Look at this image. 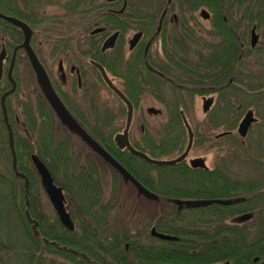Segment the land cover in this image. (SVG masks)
<instances>
[{
	"label": "flooded vegetation",
	"instance_id": "obj_1",
	"mask_svg": "<svg viewBox=\"0 0 264 264\" xmlns=\"http://www.w3.org/2000/svg\"><path fill=\"white\" fill-rule=\"evenodd\" d=\"M196 2L200 3V0ZM219 2L224 10L229 4L238 6L240 0H219ZM193 5L194 0H106L105 2L8 0L6 4L1 1V7H8L15 14V18L23 21L30 28L29 49L35 54L48 84L47 89L41 83L29 60L27 49L21 46L23 41L15 46L11 52V61L6 74L10 88L5 93L9 91L8 94L11 96V109H17L20 106L21 114L27 121H21L20 116L15 112L14 125H12L15 128L21 127L30 139L28 142L32 144L41 142L39 147H41L43 159L36 153H31L30 161L32 163L31 155L35 154L48 168L54 184L62 190L64 206L74 226L73 229H68L61 223L32 163L40 186L56 216L53 221H49L46 215H42L45 230L51 231L58 227L61 230H76V219L80 220L81 216L84 219L88 218L82 214V197L95 199L90 201V209H93L99 201L100 194L104 193L103 178L114 176L117 180L111 179L112 194L120 193L118 189L120 179L129 184L137 196L153 199L156 203L153 222H158L164 227H172L177 212H183L191 232L196 233L202 230L201 232L205 233L204 231L209 232L210 228L228 226L235 230H244L245 242L252 243L253 247H256L258 241L264 243V239H257L259 230L264 229V199H256L259 194H264L263 188L236 196L235 202H238L239 206H236V213L230 217V221L222 223L211 221L210 219L215 217H211L208 210H205L206 207H203L205 204L203 198L211 193V187L214 190L218 188L219 193L224 190L223 177L226 170L224 139L232 135V130L213 136L210 134L211 122L208 115L211 113V108L203 112L205 117L201 135L196 134L190 126L193 142L187 156L179 162L189 171L184 182L187 188L185 191L173 190L174 182L177 181L175 176L164 175L158 169H150L147 165L153 164L132 153L125 145L127 141L135 150L155 159H172L181 155L188 142L187 128L183 121V116L187 120L186 113L180 110L186 142H184L183 134L178 138L180 140L176 150L168 153L169 155L173 153L174 156L162 158L161 154L160 157H152L145 151L148 130L144 115L139 113L141 102L152 100L164 105L165 102L186 101L197 96L202 102L204 98L213 97L214 103V94L218 98L216 87L205 86L202 88L205 93L194 92L201 87L194 85L191 70L207 68L216 50L224 56L227 52L240 50L241 53V47L244 44L251 48L264 45V42L260 40V30L264 28L257 29L256 19L248 28L245 25L246 35L242 41L244 26L243 16L240 13L213 15L205 8L195 11ZM213 18H218L220 21L215 23ZM41 25L44 27L37 29ZM253 29L258 34V42L255 46L251 45ZM18 31L21 32L24 40L23 32L19 27ZM110 40L113 45L103 49L104 44L111 42ZM3 46L6 57L3 61L0 82L5 80L3 78L5 65L9 60L5 40L1 38V48ZM19 53L24 54L23 58L28 64L35 85L33 97L26 102L19 101L18 96ZM97 64L103 68L110 83L104 79ZM101 89L108 91L118 102L116 107L102 110V112L106 111L107 115L98 113L97 96ZM124 99L131 104L129 123V107ZM150 107L146 108L149 115L161 113V110L156 108L157 112L148 110ZM136 113L139 114L137 117ZM166 115L165 123L156 127L155 130V133L160 134V137L156 139L158 143L164 140L167 133L179 131V127L167 125L169 122L167 110ZM258 116L254 113L256 121L251 124L248 133L254 124L260 122ZM221 122L220 124L224 125V119ZM239 122L240 120L234 128L236 131ZM58 134H64L67 138L56 142L55 136ZM68 138L69 142L71 140L79 142L90 152L85 154L84 162L77 166L76 170L73 155L69 154L67 157L66 150L70 146ZM240 143L244 144L243 140H240ZM98 148L113 158L143 189H139L104 157ZM198 149L201 153L195 154V150ZM215 152L218 156L213 159V165L210 166V156ZM63 153L64 155L66 153L67 157V159L63 158L64 164ZM197 158L202 159L203 166L193 161ZM56 159L59 162L55 165L60 164L59 167H61V170L58 167L57 171L60 173L62 182L56 180L54 170L52 172L50 169ZM216 169L221 173L218 175V182L212 181L210 175V172ZM219 176H221L220 180ZM84 179L89 182L88 190H82L81 181ZM69 192L72 195L68 199ZM248 195H251L253 200L243 204ZM174 196L189 198L183 200V205L181 200L177 201L180 205L176 207L172 200H169ZM196 197L197 199H194ZM152 227L158 232L169 234L160 231L155 224H152L148 235L157 240L163 239L151 235ZM148 235L146 234L145 241ZM40 238L43 240L46 237L40 236ZM74 241L78 243L80 238L76 237ZM49 242H54L52 244L60 247L56 241ZM62 245L65 246V244ZM72 251L77 253L75 250ZM260 251L252 258L253 264H264V250L260 249ZM86 259L89 260V258ZM212 264H230V262L225 260Z\"/></svg>",
	"mask_w": 264,
	"mask_h": 264
},
{
	"label": "trees",
	"instance_id": "obj_2",
	"mask_svg": "<svg viewBox=\"0 0 264 264\" xmlns=\"http://www.w3.org/2000/svg\"><path fill=\"white\" fill-rule=\"evenodd\" d=\"M1 1L6 4L8 0H0V12L14 17L15 14L8 7H1ZM193 6L194 10L205 8L213 15L240 13L243 16L242 24L244 26L242 41H244L246 35L245 25L248 28L254 23V19L257 20V29L264 28V0H240L238 6L229 4L225 6L224 10L219 0H200V3L194 0ZM213 21L218 23L220 20L213 18ZM1 38H5V44L10 51L9 66L11 52L15 46L22 43L23 36L18 31V27L0 17V48ZM241 49V53L240 50L227 52L224 56L216 50L207 68L191 70L194 85L201 87L200 90H194V92L205 93L203 87H216L215 91L218 93L216 109H223L231 116L230 119L228 115L225 116L227 118L225 124L229 130L236 127L241 114L246 109L253 105L257 107L264 97V45L251 48L249 45L245 46L244 44ZM239 55L240 58H238ZM19 60L18 56L17 62ZM255 66L259 68H255ZM4 82L5 84L0 88V152H2L7 163L8 172L0 171V225L12 231L14 223L11 214H15L18 225L21 227L22 236L28 241V245L20 247L16 244L18 240L12 239L15 237L10 236L9 232L3 231L4 229L0 227V264L41 263V258L47 254L63 257L70 263L75 264H212L225 260H228L230 264H253L252 258L261 252L260 249L264 250V243L258 241L256 247H253L252 243L245 242L244 230L239 231L228 226L210 228L209 232L204 231L206 234L202 233V230L196 231V233L191 232L183 212H177L172 227H164L158 222L152 223L160 231L176 236V240H157L148 235V241L145 242L142 240V230H136V233L133 234L123 231L106 234L105 229H101L99 224V220L102 218L101 212L91 211V202L89 201L92 198L89 197H86L88 202H83L82 199L81 208L83 215L95 221L93 224L81 222L79 232L77 230H61L59 227L51 231L45 230L43 213L34 207L32 194V190H35L39 184L38 177L30 167V154L36 153L43 159L42 150L34 151L29 145L27 136L20 135L15 131L12 125L14 119H12L9 104L10 94L3 98L5 91L10 88L7 76ZM209 92H212V90H209ZM164 105L169 116L167 125L179 127V131L167 133L164 140L159 143L155 139L146 137L145 151L152 157H160L161 154L168 155V153L175 151L179 145L180 139L178 138L185 134L180 110L187 113V107L182 106V102L178 101L165 102ZM24 120L27 121L26 118ZM215 126H218V123H215ZM9 130H12L13 146L9 143ZM40 139H42L41 135ZM235 143L239 149H243V145L239 140H236ZM233 144L234 142H232ZM63 158L64 156H62V161L65 163ZM65 158L67 159L66 156ZM147 166L150 169L160 170L164 175L175 176L177 181L174 182L173 190H187L184 182L189 171L182 167L181 163L160 167ZM52 168L50 166L53 172ZM17 172L23 173V177H19ZM146 174L149 173L146 172ZM210 175L212 181L218 182V175H221V173L216 169L211 171ZM25 178L28 179L27 186L25 185ZM223 178V192L219 193L218 188L214 190L211 187V193L203 198L205 199L203 200L205 201L203 207H206L205 210H208L211 217H215H210V220L220 223L236 213L235 208L239 206L238 202H235L236 196L263 188L262 183L257 179L239 180L232 177L227 169ZM220 179L221 176H219ZM88 184L87 180H82V190H88ZM150 185L152 186V184ZM17 188H19L21 196L20 202L16 205L15 191L18 190ZM186 198L189 197L174 196L169 200H172L173 204L178 207L180 204L177 201L181 200L183 205V200H186ZM194 199H197V197ZM256 199H264V194H259ZM252 200L253 197L248 195L243 204L250 203ZM26 201L29 202L28 206ZM102 208L107 209L108 207L102 206ZM26 210L29 211L32 218L38 221L39 236L32 233L31 223L25 217ZM145 226L147 228V225ZM40 236H45L49 241L58 242L60 247L51 242L45 243ZM76 237L80 238V242L75 243L74 239ZM257 239H264V229L259 230ZM62 244H65V246ZM126 244H128L127 248ZM80 253H84L89 260L81 256ZM17 259L20 261L18 262Z\"/></svg>",
	"mask_w": 264,
	"mask_h": 264
},
{
	"label": "rangeland",
	"instance_id": "obj_3",
	"mask_svg": "<svg viewBox=\"0 0 264 264\" xmlns=\"http://www.w3.org/2000/svg\"><path fill=\"white\" fill-rule=\"evenodd\" d=\"M99 2H105L106 0H98ZM196 11V10H195ZM50 12V11H49ZM197 13V12H196ZM44 27V26H43ZM42 25L37 27V29H41L43 28ZM261 36H260V40L262 42H264V29H261ZM1 36H3V34H1ZM7 37V35H5ZM5 39V38H4ZM7 53L8 55H10V51L7 48ZM20 60H19V65H18V73H17V78H18V82H20V89L18 91V96H19V101L21 102H26L28 99H31L34 95V91H35V85L32 81V75L28 69V64L26 63V60L23 58L24 54L23 53H19L18 54ZM6 70H5V75L3 76V78H6V74H7V68H8V61L6 62ZM255 68H259L257 66H255ZM5 84L4 81L0 82V88ZM215 97V101L213 103V105L211 106V113L208 115V118L210 120V134L216 135L220 132L223 131H227L229 129H227V125L225 124V120H227V118H225L226 115H228L229 113H227L225 110L221 109V110H217V95L214 94ZM240 98V97H237ZM97 102L99 103V114H105V112H102L103 109H107L108 107L112 108V107H116L118 102L112 97V95L106 91L105 89H101L99 91V96H97ZM178 102H182V106L185 105V107H187V113H186V117L187 120L190 124V126L195 130L196 134L200 135L201 131L203 129V125H204V117H205V113H203L202 111V100L200 97L197 96H193L192 98L186 100V101H178ZM9 104H11V96L9 97ZM154 107L156 109H160L161 113L157 114V115H149L146 112V108L148 107ZM11 108V106H10ZM140 112L142 115H144L145 117V122H146V127L148 132L146 133V137H149L150 139H158L160 137V134L155 133L156 127H159L160 125L164 124L166 121V108L164 107V105L158 101H152V100H146L141 102L140 105ZM253 111L255 114L259 115V123L254 124L251 129L250 132L248 133L247 136L245 137H240L236 131V129L232 128V137L231 138H225V150H226V169L229 173H231L232 177H235L239 180H246V179H257L260 183H262V187L264 189V97L262 99V102L260 103V105H258L257 107L250 106L248 109H246L240 116L239 120H241V118L244 116V114L247 111ZM11 116L12 119H14V113L17 112L18 115L20 116L19 118L21 119V121H24V116L21 114V108L20 106H18L17 109H11ZM222 112V113H221ZM22 115V116H21ZM107 115V114H105ZM139 114L136 113V117ZM105 117V116H103ZM229 119L231 118V116H229ZM222 119H224V125L220 124L222 123ZM238 120V121H239ZM13 123V122H12ZM215 123H218V126H215ZM238 123V122H237ZM14 125V124H13ZM14 127V126H13ZM24 128V127H23ZM15 131L18 132L20 135H26L24 134V132L21 130L20 126H16V128L14 127ZM185 130V129H184ZM27 136V135H26ZM35 134L33 135L34 139H35ZM39 136V135H38ZM64 138H67L66 135L64 134H58L55 136V141L59 142V141H63ZM27 140L30 141V139H28L27 136ZM236 140H243L244 144L243 145V149H239L236 145ZM32 142V141H31ZM184 142H186V135L184 134ZM232 142H234V144L232 145ZM41 142L38 143H30L29 145L32 147V149L38 150L41 147H39V145ZM68 143H69V147L66 150L67 152V157L69 156V154H72L74 157V166H75V170L77 166H80L82 162H84L85 160V154H89V150L84 148L79 142H75L72 141L69 142V138H68ZM185 144V143H184ZM195 154H200L201 150H195ZM66 155V153H65ZM64 153L63 156L65 157ZM171 156H174L173 153L171 155H163L162 158H169ZM217 153L215 152L214 154H212L210 156V166L213 165L212 161L214 158H217ZM59 158V156H57ZM84 158V159H83ZM49 159V158H48ZM69 159V158H68ZM50 160V159H49ZM58 159H56L52 166V169L54 170V174H55V178L59 181H63L61 179L60 173L57 171V168L60 166H56L55 164H58ZM64 164V163H63ZM30 167H32V163L30 161ZM59 169L61 170V167H59ZM34 170V169H33ZM59 170V171H60ZM72 170V169H71ZM0 171L2 172H8L7 169V163L5 161V159L3 158V154L2 152H0ZM58 173V174H57ZM57 174V176H56ZM153 174V173H152ZM36 176L38 177V175L36 174ZM117 180L116 177L112 176V178L110 177H105L103 178V191L104 193L100 194V198L99 201H97V204L94 206L93 209H91V211L93 212H101V219L98 221L100 224V228L101 229H105L104 231L107 233L109 232H117V231H123V232H127L129 234H133L136 233V230H142V235L143 238L142 240L145 241V236L146 234H149V229L150 226L153 223V216L155 213V206L156 203L154 202L153 199H149V198H143V197H139L135 194L134 190L130 187L129 184H127L126 182L122 181L119 179V186L118 189H120V193L117 194H112V190H113V185H112V180ZM38 182H39V178H38ZM116 183V181H114ZM18 190L15 191V201H16V205L20 202V191L19 188H17ZM32 194L34 197V207L40 212H42L44 215H46L49 218V221H53L56 216L54 211L51 208V205L49 204L41 186L40 183L38 184L37 188L35 190H32ZM72 193L69 192V194H67L68 199L69 196L71 197ZM32 197V198H33ZM83 202H88V198L86 197H82ZM81 199V200H82ZM98 199V198H97ZM95 199L92 198L90 201H94ZM89 201V202H90ZM107 205V209L102 208L101 205ZM159 205V204H158ZM110 206V207H109ZM72 210V207H71ZM11 219L14 223V229H12V231H10L9 229L5 228V227H0L2 229H4L3 231L5 232H9L8 234H11L10 236H14L15 240H18V242H16L17 245H19L20 247H24L26 245H28V241H26V239L22 236V231H21V227L20 225H18V220L15 216V214H11ZM88 217V216H86ZM103 217H105L103 219ZM232 217V216H230ZM230 217H227L225 219V221H230ZM87 219V220H86ZM84 219L82 216L79 219H76L75 221V225H76V230L77 232L80 231V226H81V222L87 223V224H93V222H95L94 220H92L90 217ZM103 219V220H102ZM102 220V221H101ZM147 225V228L146 226ZM32 231V230H31ZM144 232V233H143ZM148 241V239H146ZM145 241V242H147ZM16 245V246H17ZM18 246V247H19ZM126 246H128V244H126ZM14 247V246H13ZM84 254V253H83ZM85 256V254H84ZM86 257V256H85ZM88 258V257H86ZM21 259V258H20ZM42 262L41 263H37L36 264H75V263H70L69 261H67L66 259H64L63 257H59V256H55V255H51V254H47L44 257L41 258ZM18 262L20 261L19 259H17ZM41 261V260H40Z\"/></svg>",
	"mask_w": 264,
	"mask_h": 264
},
{
	"label": "water",
	"instance_id": "obj_4",
	"mask_svg": "<svg viewBox=\"0 0 264 264\" xmlns=\"http://www.w3.org/2000/svg\"><path fill=\"white\" fill-rule=\"evenodd\" d=\"M205 13H207L206 11H204ZM0 17L1 18H4L5 20H7L8 22L12 23L13 25H16L17 27H19L21 29V31L23 32V35H24V40H23V43L21 44V46L25 47L28 51V57H29V60L33 66V68L36 70L37 74H38V77L41 81V83L43 85L46 86V88L48 89V84H47V80H46V77L43 73V70H42V67L40 66L35 54L33 52H31V50L29 49V38H30V34H31V31H30V28L27 26L26 23H24L23 21L15 18V17H11V16H6L2 13H0ZM112 40V39H111ZM110 40V41H111ZM258 42V34L255 32V29L252 30V33H251V45L252 46H255L256 43ZM113 45V42H106L103 46V49L106 48V47H110ZM6 57V50H5V47L3 46L0 50V76L2 74V69H3V61ZM99 70L101 71L104 79L110 83L107 75L105 74L103 68L97 64ZM9 93V91L7 93H5L3 95V98ZM52 97V96H51ZM55 103H56V99L53 97L52 98ZM125 100V99H124ZM128 104V107H129V117H128V123L130 122V114H131V104L130 102H128L127 100H125ZM213 104V97H208V98H204L203 102H202V111L203 112H207L211 106ZM148 110L152 111V112H157V110L153 107H150ZM183 121H184V124L187 128V133H188V142H187V145H186V148L184 150V152L175 157V158H172V159H155V158H151L149 157L148 155H146L145 153H142V152H139L137 150H135L127 141L125 143V145L127 146V148L132 152V153H135L136 155H138L139 157L145 159L147 162L153 164V165H159V166H167V165H173V164H176V163H179L181 162L185 156H187L190 148H191V145H192V142H193V132H192V129L189 125V123L187 122L186 118L183 116ZM256 121V118L254 117V113L253 111L249 110L247 111L244 116L241 118L239 124H238V127H237V132L238 134L241 136V137H245L249 131V128L251 126V124L253 122ZM10 132V137H9V143L11 146H13V137L11 135V130H9ZM220 135H223V134H220ZM219 135V136H220ZM125 138H126V135H125ZM121 147L123 145H120ZM101 152V154L106 157L113 165H115L127 178H129L139 189H143V187L134 179L132 178L113 158H111L108 154H106L103 150H101L100 148H98ZM31 160H32V163L37 171V173L39 174L40 176V181H41V185L42 187L44 188L46 194L48 195L57 215L59 216L60 218V221L61 223L67 227L68 229H73L74 226H73V222L68 214V212L66 211L65 209V206H64V197H63V194H62V190L61 188L57 187L54 182H53V178L48 170V168L45 166V164L39 159V157L35 154L31 155ZM193 161H195L196 163H200L201 166H203V163H202V159L201 158H197V159H194ZM14 163H15V159H14ZM195 163V164H196ZM18 176L19 177H23V173L21 172H17ZM25 185L27 186L28 185V179L25 178ZM26 205L28 206L29 205V202L26 201ZM25 217L27 219V221L29 223H31V229H32V232L35 236H38L39 235V230L37 229V226H38V222L33 219L29 213L28 210L25 211ZM151 235L156 237V238H159V239H163V240H176L177 238L173 235H169V234H165V233H161V232H158L156 231V229L154 227L151 228ZM43 241L48 243L49 240L47 238H43ZM51 243H54V242H51ZM82 255H84L82 253Z\"/></svg>",
	"mask_w": 264,
	"mask_h": 264
}]
</instances>
